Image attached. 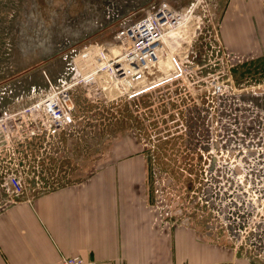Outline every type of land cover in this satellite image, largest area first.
Returning a JSON list of instances; mask_svg holds the SVG:
<instances>
[{
    "label": "rangeland",
    "instance_id": "obj_1",
    "mask_svg": "<svg viewBox=\"0 0 264 264\" xmlns=\"http://www.w3.org/2000/svg\"><path fill=\"white\" fill-rule=\"evenodd\" d=\"M215 1L0 0V182L21 176L36 192L78 182L113 159L106 157L112 149L124 147L149 166V197L159 218L168 221V214L181 224L183 213L191 225L203 218L209 229L225 228L220 199L207 204L204 194L213 187L232 201L241 186L228 167L247 160L251 148L263 154L264 62L223 54L206 23L213 21ZM162 3L181 10L195 4L185 29L190 42L177 51L179 74H167L163 60L139 82L135 97L110 102L85 82L74 86L73 123L48 131L40 104L53 87L69 83L75 53L96 45L115 52L124 27ZM219 81L225 82L221 91L214 87ZM259 158L244 163L252 177L262 172ZM256 184L247 187L253 199ZM192 198L201 200L192 204Z\"/></svg>",
    "mask_w": 264,
    "mask_h": 264
},
{
    "label": "crops",
    "instance_id": "obj_2",
    "mask_svg": "<svg viewBox=\"0 0 264 264\" xmlns=\"http://www.w3.org/2000/svg\"><path fill=\"white\" fill-rule=\"evenodd\" d=\"M213 12L206 23L223 54L264 62L263 2L216 0ZM127 151L112 149L98 171L40 192L26 186L16 195L1 181L0 264H57L72 256L87 264H263L203 218L196 226L183 213L181 224L159 218L149 166Z\"/></svg>",
    "mask_w": 264,
    "mask_h": 264
},
{
    "label": "built area",
    "instance_id": "obj_3",
    "mask_svg": "<svg viewBox=\"0 0 264 264\" xmlns=\"http://www.w3.org/2000/svg\"><path fill=\"white\" fill-rule=\"evenodd\" d=\"M259 1L264 3V0ZM194 10L195 4L191 9L181 10L173 8L169 3H162L155 10L149 11L145 16L124 27L117 42L112 45L117 52L112 51L111 46L103 45L76 52L69 83L62 87H53L49 96L40 104L44 115L41 121L45 128L55 134L71 126L74 121L72 115L74 100L71 90L81 83H87L110 102L125 96L135 97L139 82L146 74L153 72L163 60L168 62L165 72L178 75L180 70L178 68L183 64L177 51L187 45L189 31L185 33V29L192 19ZM198 25L199 20L196 26H193V32ZM224 84L225 82L222 84L219 81L214 87L221 91ZM204 92H208L206 87L201 90V93ZM198 104L203 105L200 102ZM205 104L208 105V100ZM260 153L254 148L246 152L248 161L256 160L259 158L256 157L257 155H261L258 160L263 161L260 168L262 172L259 171L254 177L245 165L247 160L228 167L232 181H236L235 183L241 186L240 191H234L232 201L227 202L222 193L216 192L213 187H209L205 195L207 204H214L215 195L220 199L219 212L225 225L220 231L229 234L238 250L264 264V204L262 205L264 151L263 154ZM214 163L216 164L215 160ZM245 178L249 180V185L258 183L255 185V192L259 193L258 198L257 195L255 199L250 197L247 190L249 185L245 188L242 186ZM6 181L16 195L25 192L27 184L21 176L9 175ZM207 225L210 226L209 223ZM57 264H87V262L80 256H72L62 258Z\"/></svg>",
    "mask_w": 264,
    "mask_h": 264
},
{
    "label": "flooded vegetation",
    "instance_id": "obj_4",
    "mask_svg": "<svg viewBox=\"0 0 264 264\" xmlns=\"http://www.w3.org/2000/svg\"><path fill=\"white\" fill-rule=\"evenodd\" d=\"M205 96V95H204ZM207 102V101H206ZM205 102V103H206ZM211 122H217V121H215L214 120V118L211 120ZM217 148L219 147L218 145L216 146ZM204 150H210L211 148L208 146L207 148H206V146H205V148H203ZM202 149V150H203ZM202 150H199L200 151V153H201V151ZM245 153V158L248 156V154H246V151L244 152ZM232 155V154H231ZM203 172V171H202ZM202 176V175H201ZM201 187H202V192L205 190L204 189V186H206V184H205V182H204V184H199ZM200 188H198V190H199ZM205 195V194H204ZM206 196V195H205ZM200 200H201V198H200ZM192 201H194V202H192V204H199V198H197V199H194L193 200V198H192ZM203 208H205V206L203 207ZM202 221V220H201ZM205 221V220H204ZM206 223L208 222V221H205Z\"/></svg>",
    "mask_w": 264,
    "mask_h": 264
}]
</instances>
